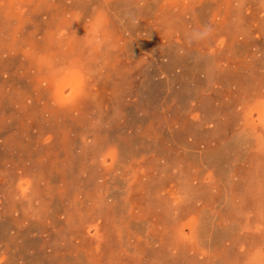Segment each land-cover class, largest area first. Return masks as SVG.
Instances as JSON below:
<instances>
[{
  "label": "rangeland",
  "instance_id": "374dc122",
  "mask_svg": "<svg viewBox=\"0 0 264 264\" xmlns=\"http://www.w3.org/2000/svg\"><path fill=\"white\" fill-rule=\"evenodd\" d=\"M264 0H0V264H264Z\"/></svg>",
  "mask_w": 264,
  "mask_h": 264
},
{
  "label": "clouds",
  "instance_id": "9594fccd",
  "mask_svg": "<svg viewBox=\"0 0 264 264\" xmlns=\"http://www.w3.org/2000/svg\"><path fill=\"white\" fill-rule=\"evenodd\" d=\"M259 255L262 256V257H264V253H260Z\"/></svg>",
  "mask_w": 264,
  "mask_h": 264
}]
</instances>
